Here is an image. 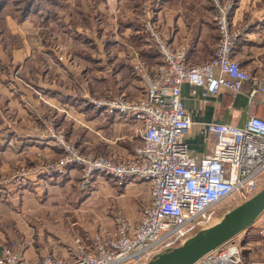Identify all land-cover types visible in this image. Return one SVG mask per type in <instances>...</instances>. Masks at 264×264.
<instances>
[{
  "label": "built area",
  "instance_id": "built-area-1",
  "mask_svg": "<svg viewBox=\"0 0 264 264\" xmlns=\"http://www.w3.org/2000/svg\"><path fill=\"white\" fill-rule=\"evenodd\" d=\"M215 2L219 38L211 59L190 63L188 49L173 45L153 19L147 26V40L160 63L146 78L144 94L129 98L119 93L91 100L109 115L141 124L140 140L131 154L117 159L73 154L53 170L63 173L70 165L80 166L87 192L99 176L123 185L145 183L150 199L140 217L133 221L117 214L115 237L97 232L89 241L76 236L69 256L46 253L39 264H143L215 223L217 205L228 196L246 200L259 190L264 180L263 117L250 115L244 124L205 122L203 131L211 149L200 158L191 153L187 142L193 120L183 100L184 83L214 94L222 89L243 92L248 86L249 99L264 102V77L254 75L236 58L238 32L232 28L228 9ZM256 243L263 249L261 256H254ZM25 249L23 241L14 240L0 254V264H27ZM195 264H264V210L251 228Z\"/></svg>",
  "mask_w": 264,
  "mask_h": 264
},
{
  "label": "rangeland",
  "instance_id": "rangeland-1",
  "mask_svg": "<svg viewBox=\"0 0 264 264\" xmlns=\"http://www.w3.org/2000/svg\"><path fill=\"white\" fill-rule=\"evenodd\" d=\"M237 1L219 0V4L228 9L231 19ZM132 2L135 4V0ZM207 2L215 8V19L216 2ZM121 3L122 0H0V194L4 197L15 195L13 198H17L24 189L37 195L42 186H48V180L53 178L57 181L64 174L69 176L63 177L59 183L71 180L73 186L64 190L60 186L65 184L59 186L55 182L58 185L54 187L62 203L69 195L79 197L84 191L80 166L70 165L72 167L63 173L55 172L53 170L58 168L59 161L69 159L73 154L85 158L92 155L125 158L139 142V128L134 136L130 135L133 136L132 141L127 137L117 140L118 130L110 122L105 120L97 124L92 121L94 113L104 110L91 100L108 97L98 87L93 91L87 85L99 74L94 62H84L78 56L82 65L78 64L77 70L71 68L75 75L64 63H59L64 61L70 65L72 62L64 54L67 49L87 55L94 51L92 49L101 47L104 38L121 36L123 24L117 19L122 10L117 7ZM138 6L141 10L138 30L147 37V26L157 17L156 4L152 0H143ZM91 36L99 43H94ZM55 45L61 47L57 56L53 53ZM57 70L63 72L66 78H61ZM40 77H43L42 82ZM46 80L48 83L55 80L57 86H62L66 99H60L61 103L51 101V96L55 94L39 86L40 83L44 85ZM67 96L72 98L67 99ZM104 114L113 117L106 112ZM123 147L128 148L129 154L115 149ZM18 150L26 152L20 156ZM72 170L77 174L71 173ZM40 176L44 181H39ZM106 178L107 183L98 181V184H93L88 191L92 193V199L83 205L81 199L78 200V207L84 210L94 208V212L86 213L87 216L93 215L94 219H99V213L107 208L115 228L117 214L137 220L139 216L132 217L126 206L136 203L140 210L141 205L146 203V196L139 195L135 200L132 189H125V185L112 177ZM263 186L264 180L260 182V188ZM243 201L236 194L222 200L217 205L215 222Z\"/></svg>",
  "mask_w": 264,
  "mask_h": 264
},
{
  "label": "crops",
  "instance_id": "crops-1",
  "mask_svg": "<svg viewBox=\"0 0 264 264\" xmlns=\"http://www.w3.org/2000/svg\"><path fill=\"white\" fill-rule=\"evenodd\" d=\"M140 1L143 0H135L133 4L132 0H122V6L117 7L118 10L122 9L117 16L123 24L121 36L104 38L101 47L92 49L94 51L86 53L87 55L76 54L67 49L64 54L69 56L72 62L70 65L64 61L59 63H64L75 75L71 68L78 69V64L82 63L78 60L80 56L84 62L92 61L98 67L99 74L94 76V81L87 83L93 91L95 87H98L102 94L108 97L119 93H125L129 98L142 96L146 89V78L153 74L160 60L147 37L145 38L138 30ZM152 2L157 8L156 23L173 45L185 46L188 49L190 63L200 64L211 59L219 38L214 19L215 8L211 2L207 0H152ZM103 3L105 5L104 1ZM232 28L238 32L236 58L254 75L264 77V0H238L232 11ZM90 39H93L94 43H99L92 36ZM57 45L53 49L56 56L61 48ZM59 73L61 78H66L63 72ZM47 75L50 76L49 73ZM43 77H40L41 82ZM46 82L44 85L40 83L39 86L55 94L51 96V101L61 103L62 98H65L63 87L57 86L55 80L51 83ZM248 90L249 87L246 86L243 92L222 89L214 94L203 87H196L189 83L183 84L184 104L193 120V128L187 136V142L191 153L196 158H200L211 149L208 136L203 131L205 122L244 124L250 115L264 118V102L260 99L250 100ZM70 98L72 96H67V99ZM73 100H75L74 97ZM93 115L95 116L92 121L98 124L106 120L115 127V130H118L117 140L127 137L132 141L134 132L137 133V129L141 126L139 122L126 121L115 115L106 117L100 109L99 113L96 112ZM128 129L127 135L125 132ZM131 134H133L132 137ZM115 149L120 153L129 154L126 147ZM22 152L26 151L18 150L20 156L23 155ZM74 174L76 175L77 172ZM66 175L69 176L68 174L59 176L57 181L53 178L48 180L50 182L48 186H42V190H39L37 195L32 194L31 191L26 192V189L17 198H13L15 195L4 197L0 194V254L6 247L12 245L14 240H20L26 244L24 255L27 264H39L41 257L46 253L69 256L68 248L75 244L76 236H82L89 241L97 232L108 234L109 237L116 236V228L110 215L107 214V208L99 213V219H94L93 215H86L87 212H94V208L84 210L78 207V200L81 199L83 205L92 199V193L83 191L79 197L69 195L62 203L58 190L54 186L57 183L59 186L65 184L66 186H60V189L69 188L70 190V185L73 186L71 180L59 183ZM43 176L39 177V181H44ZM106 179L104 176H99L95 183L98 184V181L107 183ZM125 187V189L133 190L135 200L139 195H145V202L149 201L150 189L145 183L129 182ZM142 206L140 210L136 207V203L126 207L132 217H140ZM262 254L263 249L256 243L254 256Z\"/></svg>",
  "mask_w": 264,
  "mask_h": 264
},
{
  "label": "water",
  "instance_id": "water-1",
  "mask_svg": "<svg viewBox=\"0 0 264 264\" xmlns=\"http://www.w3.org/2000/svg\"><path fill=\"white\" fill-rule=\"evenodd\" d=\"M263 210L264 186L226 212L219 221L201 229L183 244L169 248L143 264H195L207 253L251 228Z\"/></svg>",
  "mask_w": 264,
  "mask_h": 264
}]
</instances>
